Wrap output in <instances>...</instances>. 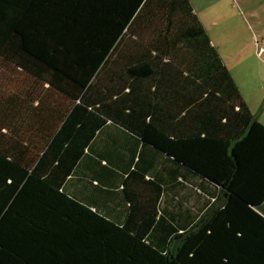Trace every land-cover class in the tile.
<instances>
[{"label": "trees", "instance_id": "1", "mask_svg": "<svg viewBox=\"0 0 264 264\" xmlns=\"http://www.w3.org/2000/svg\"><path fill=\"white\" fill-rule=\"evenodd\" d=\"M5 71L0 264H264V125L193 0H0Z\"/></svg>", "mask_w": 264, "mask_h": 264}, {"label": "rangeland", "instance_id": "2", "mask_svg": "<svg viewBox=\"0 0 264 264\" xmlns=\"http://www.w3.org/2000/svg\"><path fill=\"white\" fill-rule=\"evenodd\" d=\"M207 29L216 33L221 53L237 67L236 76L244 85L264 83V0H193ZM218 45V44H217ZM7 73V74H6ZM0 72V88L19 89L25 80ZM18 77V76H17ZM19 81H17V80ZM258 82V83H257ZM260 87L261 84H259ZM249 88V87H248ZM255 88L252 87V91ZM257 113L264 110V95L258 92ZM257 115V114H256Z\"/></svg>", "mask_w": 264, "mask_h": 264}, {"label": "crops", "instance_id": "3", "mask_svg": "<svg viewBox=\"0 0 264 264\" xmlns=\"http://www.w3.org/2000/svg\"><path fill=\"white\" fill-rule=\"evenodd\" d=\"M195 5V4H194ZM196 12L198 13V15L200 16V11L197 9V7H195ZM201 18V16H200ZM202 20V18H201ZM203 22V20H202ZM204 26L206 27L205 23L203 22ZM207 29V27H206ZM208 30V29H207ZM209 31V30H208ZM213 43L219 48L220 52H221V47L219 45V41L217 34L211 33L209 31ZM218 44V45H217ZM222 54V53H221ZM227 67L229 68L233 78L235 79L236 83L238 84L243 98L245 100V102L247 103V105L249 106V108L251 109L253 114H257L258 115V119L259 121L264 125V110L262 111V113H257V105H255V103L258 102V92H262V94L264 95V83L261 82H257L258 85H255L254 82H249V84L244 85V83L240 82L239 79L236 76V72H237V67L230 65L226 58L222 55ZM264 81V80H263ZM262 87H260V85ZM249 87V88H248ZM252 87H254L255 89L252 91ZM121 135L124 134L121 131L117 130L116 128H109L108 130H106L103 134L99 135L98 138L95 140L94 144L96 146V149H102L105 147V145L107 143H111L112 141L110 140V138L112 137V135L118 134ZM125 135V134H124ZM123 135V136H124ZM126 155V154H125ZM127 155H126V159H127ZM94 168V167H93ZM93 168L90 169L91 173L88 174L87 171H85V173L83 174V182L80 184V182L78 181H73V180H69L67 185H66V189L72 193H79L81 194L83 197H95V196H100V197H104L106 199V201L110 202V207L112 208V210L107 207L110 211H113L114 209L118 208L117 213H121V209L123 208V198H122V194L120 193L119 189H115L114 190V184L109 182L108 185H105L107 187H101V185L106 184L110 178L108 179V181H100L99 189L96 188V184L94 183V181L99 180L100 177H93V173L92 170ZM99 171H103L100 170L101 168H98ZM109 171V169H108ZM94 178V179H92ZM92 180V181H91ZM78 184L77 188H74L73 185ZM116 185V184H115ZM75 191V192H74ZM104 200V199H103ZM186 201H190L189 198H186ZM122 203V206L120 205ZM187 204V203H186ZM191 204V203H190ZM262 214H264V205L262 206ZM123 213V212H122Z\"/></svg>", "mask_w": 264, "mask_h": 264}]
</instances>
